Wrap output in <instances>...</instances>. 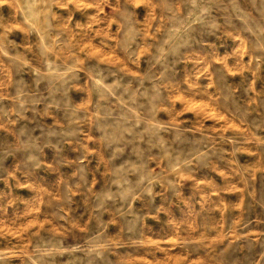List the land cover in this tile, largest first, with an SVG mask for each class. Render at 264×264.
Segmentation results:
<instances>
[{"label":"rangeland","instance_id":"rangeland-1","mask_svg":"<svg viewBox=\"0 0 264 264\" xmlns=\"http://www.w3.org/2000/svg\"><path fill=\"white\" fill-rule=\"evenodd\" d=\"M0 264H264V0H0Z\"/></svg>","mask_w":264,"mask_h":264}]
</instances>
